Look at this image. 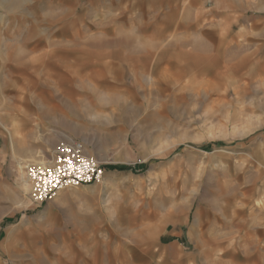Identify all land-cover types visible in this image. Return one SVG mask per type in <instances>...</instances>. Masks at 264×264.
<instances>
[{"label": "rangeland", "instance_id": "obj_1", "mask_svg": "<svg viewBox=\"0 0 264 264\" xmlns=\"http://www.w3.org/2000/svg\"><path fill=\"white\" fill-rule=\"evenodd\" d=\"M0 264H264V0H0Z\"/></svg>", "mask_w": 264, "mask_h": 264}, {"label": "built area", "instance_id": "obj_2", "mask_svg": "<svg viewBox=\"0 0 264 264\" xmlns=\"http://www.w3.org/2000/svg\"><path fill=\"white\" fill-rule=\"evenodd\" d=\"M24 172L30 197L38 204L62 189L100 183L105 173L103 165L85 153L83 143L74 139L59 143L50 161L27 163Z\"/></svg>", "mask_w": 264, "mask_h": 264}, {"label": "bare ground", "instance_id": "obj_3", "mask_svg": "<svg viewBox=\"0 0 264 264\" xmlns=\"http://www.w3.org/2000/svg\"><path fill=\"white\" fill-rule=\"evenodd\" d=\"M102 43V42H101ZM17 165V164H16ZM26 166V165H25ZM25 166H24V168H25ZM18 174H19V177H20V179H21V188H22V190L23 191H28L29 190V185H30V183L28 182V180H27V178H25L26 176H24V173L25 172H23V169H22V167H21V165L19 164V167H18ZM19 179V178H18ZM19 179V180H20ZM104 178L102 179V181L100 182V183H104V184H106L107 182H106V180L104 181Z\"/></svg>", "mask_w": 264, "mask_h": 264}, {"label": "crops", "instance_id": "obj_4", "mask_svg": "<svg viewBox=\"0 0 264 264\" xmlns=\"http://www.w3.org/2000/svg\"><path fill=\"white\" fill-rule=\"evenodd\" d=\"M23 103H24V105H25L26 108H28L29 110L32 109V106H31V104H30V102H29L28 99H24ZM48 111H49V109H47V107H45L44 110H43L42 112H43L44 115H46ZM16 164H17V171H18L19 164L21 165L22 169H24V166L26 165V164L23 162V160H18V161L16 162ZM18 173H19V172H18ZM18 178L20 179L19 174H18ZM19 179H18V184H19V187H20V186H21V179H20V180H19ZM20 188H21V187H20ZM21 189H22V188H21Z\"/></svg>", "mask_w": 264, "mask_h": 264}]
</instances>
